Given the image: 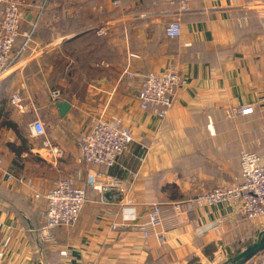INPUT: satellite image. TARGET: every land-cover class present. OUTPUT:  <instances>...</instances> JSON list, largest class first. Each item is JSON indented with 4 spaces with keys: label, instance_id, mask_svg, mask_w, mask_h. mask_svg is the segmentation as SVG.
Here are the masks:
<instances>
[{
    "label": "crops",
    "instance_id": "crops-1",
    "mask_svg": "<svg viewBox=\"0 0 264 264\" xmlns=\"http://www.w3.org/2000/svg\"><path fill=\"white\" fill-rule=\"evenodd\" d=\"M26 2L15 53L42 12L30 42L0 79L2 168L21 173L33 162L44 164L49 175L42 171L35 177L40 193L53 188L61 175L85 188L89 168L77 161V138L100 114L122 119L132 131L134 154L144 162L119 157L109 175L127 188L90 190L77 224L53 229L50 243L36 233L45 203H31L23 190L0 178V244L11 238L0 264H55L60 251H68L77 264H188L212 252L219 241L231 244L262 226L243 222L236 202L206 206L197 197L206 189L241 182L242 151L264 163V105L248 115L231 112L264 98V0H190L176 39H168L165 28L179 0L172 5L159 0ZM98 6L105 16L97 15ZM169 65H175L183 85L160 121L138 108L137 92L147 73L162 74ZM124 71L134 77L120 79ZM53 91L60 93L57 102L70 104L63 118L51 100ZM15 93L16 107L11 103ZM47 118L54 120L53 132L45 127ZM34 120L44 124V137L34 138L29 130L21 134L20 123L28 129ZM44 141L59 144L62 156L52 159L41 149ZM17 148L19 155L13 152ZM175 202L182 204L188 223L157 228L164 235L161 244L154 236L145 239L139 218L154 203ZM217 220L221 227L199 234Z\"/></svg>",
    "mask_w": 264,
    "mask_h": 264
},
{
    "label": "built area",
    "instance_id": "built-area-1",
    "mask_svg": "<svg viewBox=\"0 0 264 264\" xmlns=\"http://www.w3.org/2000/svg\"><path fill=\"white\" fill-rule=\"evenodd\" d=\"M102 1V0H99ZM164 4L172 5L175 0H159ZM179 8L170 14L174 20L165 28L168 39H176L181 33L180 19L190 12V0H179ZM117 8V2L113 3ZM28 4L25 0H0V79L14 66L15 61L32 38L36 22L42 10L39 11L35 24L29 32L24 34V44L15 53L13 48L20 37V28L25 19ZM97 15L105 16L102 6L97 7ZM79 32H77L78 34ZM99 33H105L103 28ZM131 58L137 56L130 55ZM104 67V64H102ZM133 78L134 74L124 71L121 78ZM183 85L175 65H169L164 73H147L142 80L137 92L138 108L143 112H149L163 121L175 103L174 92ZM60 93H51L52 102H57ZM20 98L13 94L11 103L18 106ZM256 105H264V98L255 105H244L231 109L242 115L253 112ZM28 130L34 138L45 136V127L40 120H34L29 124ZM134 138L131 129L124 125L121 118L115 115L100 114L91 119L90 128L79 138L78 163L89 168L85 178V188L76 186V178L66 176L60 178L53 188L44 195L39 193L34 183L27 181L18 174H14L2 168L0 161V178L3 183L14 186L32 201L45 203V213L40 227L36 230L38 238L43 243H50L51 231L57 227H73L77 224L80 212L87 200L88 192L101 193L108 190H124L126 183L109 175V171L115 165L117 159L122 156L134 158L140 165L144 157L133 152ZM139 149L142 146L139 145ZM41 149L45 150L52 159L62 156V149L48 141L42 143ZM241 182L226 186H215L202 191L197 197L200 204L206 206L228 205L236 202V214L243 222H256L264 219V163L252 152L242 151L239 157ZM94 169H91L93 168ZM101 167L103 171L95 168ZM188 218L182 208V204L168 203V205L154 203L146 215L139 218L137 227L142 231L145 239L154 236L161 244L164 241L163 232H157V228L173 230L187 224ZM221 221L217 220L212 225L203 226L200 235L221 227ZM201 228V227H200ZM3 226L0 223V230ZM220 233H218V236ZM11 238L6 236L0 244V260L3 258V250L10 244ZM68 251L59 252V260L55 264H77L69 257ZM254 264H264V250L253 259Z\"/></svg>",
    "mask_w": 264,
    "mask_h": 264
},
{
    "label": "water",
    "instance_id": "water-1",
    "mask_svg": "<svg viewBox=\"0 0 264 264\" xmlns=\"http://www.w3.org/2000/svg\"><path fill=\"white\" fill-rule=\"evenodd\" d=\"M54 107L57 108L59 117L63 118L68 113L70 104L68 102H55ZM263 250L264 225L255 229L246 241L231 244H223L219 241L212 252L202 258L198 257L188 264H214L218 256L224 258L219 264H248Z\"/></svg>",
    "mask_w": 264,
    "mask_h": 264
},
{
    "label": "rangeland",
    "instance_id": "rangeland-1",
    "mask_svg": "<svg viewBox=\"0 0 264 264\" xmlns=\"http://www.w3.org/2000/svg\"><path fill=\"white\" fill-rule=\"evenodd\" d=\"M26 1V0H25ZM47 122V124H50V126H48L46 123V128H47V130L48 131H50V132H53L54 131V128L56 127V125H55V123H54V120L53 119H49V118H47V120H46ZM91 122V121H90ZM19 129H20V132H21V134L22 135H27V133H29L28 132V129H27V124H26V122L25 121H22L21 123H20V126H19ZM73 134V133H72ZM75 135V134H74ZM79 138H80V134L78 135V138H77V141H79ZM50 143H54V142H50ZM57 144V143H56ZM58 146H59V144H57ZM61 147V146H60ZM62 148V147H61ZM42 171H44V173H45V175L47 174V175H49V171H50V169L49 168H47L44 164H39V163H35V162H33V163H31L30 164V166L27 168V170H23L21 173H19L18 175H20V176H23V178L25 179V180H27V181H30V182H32V183H34V185L36 186V188H37V182L35 181V177H38L39 178V176L37 175V174H39L40 172H42ZM63 177H66V176H59L58 177V179L57 180H59L60 178H63ZM56 180V181H57ZM40 184H41V182H40ZM39 185V184H38ZM41 186V185H40ZM39 192V191H38ZM40 193V192H39ZM46 193V191L45 192H42L41 194L42 195H44ZM31 203H33L34 201L32 200V201H30ZM40 202V205H41V202H43L44 203V201L43 200H40L39 201ZM36 204H38V201L37 202H35ZM259 222H262V225H264V219L263 220H260ZM245 237H247V236H242V240H243V238H245ZM219 257V256H218ZM224 260V258L223 257H220V259L218 258V262L220 263V262H222ZM218 263V264H219Z\"/></svg>",
    "mask_w": 264,
    "mask_h": 264
},
{
    "label": "trees",
    "instance_id": "trees-1",
    "mask_svg": "<svg viewBox=\"0 0 264 264\" xmlns=\"http://www.w3.org/2000/svg\"><path fill=\"white\" fill-rule=\"evenodd\" d=\"M13 152H14L16 155H19V154L22 153V150H21V148H17V149H14ZM11 172H12V171H11ZM12 173H14V174H19V173L17 172V170H16L15 172H12ZM38 176H39V175H38ZM251 235H252V234H250V235H248L247 237L243 238V240H236L235 242L240 243V242L246 241L247 239H249V238L251 237ZM58 258H59V257H58ZM57 262H58V260H57L55 263H57ZM252 263H253V262L251 261V262H249L248 264H252Z\"/></svg>",
    "mask_w": 264,
    "mask_h": 264
}]
</instances>
